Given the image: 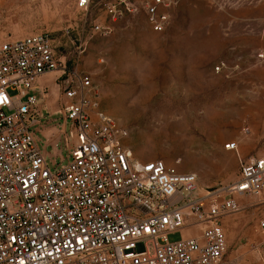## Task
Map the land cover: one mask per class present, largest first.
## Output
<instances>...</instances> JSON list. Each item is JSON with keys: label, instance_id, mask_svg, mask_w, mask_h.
Returning a JSON list of instances; mask_svg holds the SVG:
<instances>
[{"label": "built area", "instance_id": "1", "mask_svg": "<svg viewBox=\"0 0 264 264\" xmlns=\"http://www.w3.org/2000/svg\"><path fill=\"white\" fill-rule=\"evenodd\" d=\"M140 2L161 32L177 0ZM95 3L111 21L136 8L132 0L74 1L85 11ZM90 30L111 28L94 21ZM56 71L65 101L45 137L47 155L38 135L49 119L34 90ZM127 136L100 107L91 76L57 56L50 33L0 42V264H226L222 218L239 209L238 197L264 195V153L242 159L236 142H227L237 152V178L192 197L195 172L138 159ZM186 225L199 226V235L169 240ZM258 226L264 233V218ZM252 248L264 264V240Z\"/></svg>", "mask_w": 264, "mask_h": 264}, {"label": "rangeland", "instance_id": "2", "mask_svg": "<svg viewBox=\"0 0 264 264\" xmlns=\"http://www.w3.org/2000/svg\"><path fill=\"white\" fill-rule=\"evenodd\" d=\"M74 1L0 0V42L50 33L65 66L88 73L100 107L126 127L124 144L135 157L196 173L192 197L231 184L237 152L242 159L264 153V0H177L161 32L149 26L140 0L117 21L100 3L85 11ZM94 21L110 32L93 34ZM59 75L50 72L45 105L61 93ZM231 141L237 152L225 148ZM238 201L222 218L226 264H260L252 244L264 240V195ZM200 231L186 225L168 237Z\"/></svg>", "mask_w": 264, "mask_h": 264}, {"label": "crops", "instance_id": "3", "mask_svg": "<svg viewBox=\"0 0 264 264\" xmlns=\"http://www.w3.org/2000/svg\"><path fill=\"white\" fill-rule=\"evenodd\" d=\"M49 77L50 72L40 76L35 82L34 90L39 97L42 113L49 119L47 127L43 129L42 134L38 135L40 141H42V143L44 142L43 150L47 155H51L53 150L51 148V142L48 141L45 143V137L48 138L52 132L56 131L57 128L55 123L59 117L60 111H62V103L65 101L61 93H56L50 97L45 105V90L46 88H50L52 82ZM56 82L57 81L54 80V86L55 84L57 85Z\"/></svg>", "mask_w": 264, "mask_h": 264}, {"label": "bare ground", "instance_id": "4", "mask_svg": "<svg viewBox=\"0 0 264 264\" xmlns=\"http://www.w3.org/2000/svg\"><path fill=\"white\" fill-rule=\"evenodd\" d=\"M214 116H215V114H214ZM212 119H214V118H212Z\"/></svg>", "mask_w": 264, "mask_h": 264}]
</instances>
